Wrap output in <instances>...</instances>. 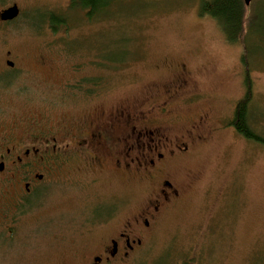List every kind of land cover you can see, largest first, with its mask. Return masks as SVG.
Masks as SVG:
<instances>
[{
  "label": "rangeland",
  "instance_id": "obj_1",
  "mask_svg": "<svg viewBox=\"0 0 264 264\" xmlns=\"http://www.w3.org/2000/svg\"><path fill=\"white\" fill-rule=\"evenodd\" d=\"M71 1L0 0V11L14 4L20 8L16 21L0 23V57L8 51L28 60L45 56L51 69L42 71V77L56 81L100 75L105 90L100 110L143 104L140 109L147 114L162 101V88L180 80L184 64L188 85L181 104L171 107L180 118L166 122L171 137H180L191 121L208 116L197 130L203 138L176 164L180 199L161 213L142 249L122 264H264V147L229 125L245 91L242 44L228 42L217 22L201 15V4L209 0H120L93 19L71 8ZM250 6L246 47L255 93L251 122L264 133V0ZM51 14L66 23L55 32ZM34 82L27 81L31 94L43 90L53 96ZM150 193L138 181L111 171L97 179L90 176L84 189L67 183L54 204L56 248L50 249L52 236L41 235L40 249L20 251L10 264H58L67 254H86L81 240L74 238L73 243L63 233L77 225L87 207L90 235L84 237L92 245L88 253L93 251L147 203ZM114 202L118 217L105 227L92 224L107 217ZM49 209L47 205V214Z\"/></svg>",
  "mask_w": 264,
  "mask_h": 264
},
{
  "label": "flooded vegetation",
  "instance_id": "obj_2",
  "mask_svg": "<svg viewBox=\"0 0 264 264\" xmlns=\"http://www.w3.org/2000/svg\"><path fill=\"white\" fill-rule=\"evenodd\" d=\"M18 17L2 21L0 16V23H12ZM28 59L12 56L10 51L0 57V264H10V257L20 251L40 249L45 234L52 236L50 249H55L54 204L59 188L74 183L84 189L90 176L97 179L105 171L124 174L148 187L147 203L89 253L92 245L84 237L90 233L87 207L77 225L63 233L73 243L74 238L81 240L86 254H67L58 264H122L142 249L161 213L180 199L174 178L176 164L203 138L197 130L207 122V115L191 121L180 137H171L166 126L180 118L171 107L184 100L186 65H180V80L162 88V101L147 114L140 109L143 104L100 110L105 95L100 75L93 83L85 75L56 81L42 77V71L51 69L47 57ZM27 81L44 86L53 96L43 95V90L31 94ZM160 119L163 123L146 125ZM119 212V204L114 202L108 216L92 224L105 227Z\"/></svg>",
  "mask_w": 264,
  "mask_h": 264
},
{
  "label": "trees",
  "instance_id": "obj_3",
  "mask_svg": "<svg viewBox=\"0 0 264 264\" xmlns=\"http://www.w3.org/2000/svg\"><path fill=\"white\" fill-rule=\"evenodd\" d=\"M118 1L120 0H72L70 7L85 12L89 19H93L102 11L115 6ZM249 7L251 6H246L243 0H209L201 4L200 13L202 16H210L217 22L228 42L242 44L243 46L241 62L245 68V91L242 98L235 105L229 125L243 138L264 147V133L256 129L251 122V109L254 103L255 93L254 81L250 74L248 49L246 47L247 13ZM49 18V21L52 23L51 29L54 32L66 24L62 23V20L58 21L53 14ZM94 80H99V78H89V82H93ZM183 264L188 263L184 262Z\"/></svg>",
  "mask_w": 264,
  "mask_h": 264
},
{
  "label": "water",
  "instance_id": "obj_4",
  "mask_svg": "<svg viewBox=\"0 0 264 264\" xmlns=\"http://www.w3.org/2000/svg\"><path fill=\"white\" fill-rule=\"evenodd\" d=\"M246 6H250V4L254 0H243ZM20 14V9L17 4H14L7 9L3 10V12L0 14L2 21H13L16 19Z\"/></svg>",
  "mask_w": 264,
  "mask_h": 264
}]
</instances>
